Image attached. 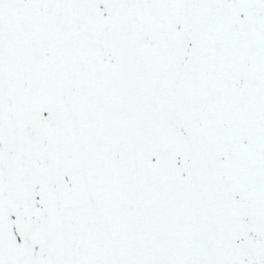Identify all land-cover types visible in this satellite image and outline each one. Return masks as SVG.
Instances as JSON below:
<instances>
[{
	"label": "snow or ice",
	"instance_id": "snow-or-ice-1",
	"mask_svg": "<svg viewBox=\"0 0 264 264\" xmlns=\"http://www.w3.org/2000/svg\"><path fill=\"white\" fill-rule=\"evenodd\" d=\"M0 264H264V0H0Z\"/></svg>",
	"mask_w": 264,
	"mask_h": 264
}]
</instances>
